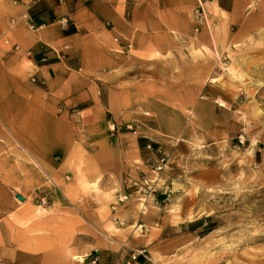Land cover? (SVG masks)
I'll list each match as a JSON object with an SVG mask.
<instances>
[{"label":"crops","instance_id":"0c3cea01","mask_svg":"<svg viewBox=\"0 0 264 264\" xmlns=\"http://www.w3.org/2000/svg\"><path fill=\"white\" fill-rule=\"evenodd\" d=\"M252 1L0 0V162L11 160L10 150L1 152V140L11 136L36 160L50 161L48 148H35L47 145L57 126L50 101L60 112L67 109L71 121L65 124L77 130L81 125L74 111L81 105L80 112L94 114L98 127L108 116L115 120L140 107L154 115L153 127L168 136H187L190 113L205 126L204 137L227 135L230 114L211 100L221 89L206 81L215 75L229 29L240 40L250 23H264V15L251 9ZM202 91L209 101L199 96ZM127 141L130 157L122 156L117 139L112 146L118 192H124V175L137 189L144 164L134 162L145 161L136 139ZM2 178L0 171V259L12 264L11 259L34 256L32 236L25 219L15 218L24 221L19 228L7 217L18 215L19 207ZM135 201L128 200L114 214L115 223L123 219L124 226L66 264H157L153 258L169 241V216L151 206L142 211ZM142 249L146 257L128 260L132 251Z\"/></svg>","mask_w":264,"mask_h":264},{"label":"rangeland","instance_id":"374dc122","mask_svg":"<svg viewBox=\"0 0 264 264\" xmlns=\"http://www.w3.org/2000/svg\"><path fill=\"white\" fill-rule=\"evenodd\" d=\"M251 9L264 15V0H253ZM259 22L250 23L240 40L229 29L215 75L206 81L221 89L212 103L232 119L229 133L221 138L204 137L205 126L193 113L187 115V136L165 135L153 127L154 115L140 107L115 120L108 116L98 127L94 114L80 112L79 105L74 114L81 128L72 129L65 124L71 121L67 109L60 112L50 101L57 122L50 131L54 135L43 147L35 144L39 150L49 149L50 161L30 156L19 139H2V155L10 150L11 160L0 162V171L10 200L19 207L18 215L7 217L13 224L24 223L16 217L26 220L34 254L10 262L66 264L82 257L98 238L107 239L124 226L123 219L115 223L114 214L135 199L142 211L151 206L169 216V241L161 243L163 253L156 254L155 263L264 264V23ZM199 96L208 100L203 91ZM129 137L136 139L145 161L134 162L144 164L137 189L124 175L120 193L112 146L117 139L122 156L130 157ZM161 158L164 162L156 170ZM145 183L154 189L147 200L140 190Z\"/></svg>","mask_w":264,"mask_h":264},{"label":"built area","instance_id":"2783aa9c","mask_svg":"<svg viewBox=\"0 0 264 264\" xmlns=\"http://www.w3.org/2000/svg\"><path fill=\"white\" fill-rule=\"evenodd\" d=\"M139 110H140L143 114H147V112H145V111H143V110H141V109H139ZM163 162H164V158H161V159L159 160V162H158V165H157V167H156V170L161 169V165H162ZM140 190H142V193H143L142 197H145L146 200H147L148 198L152 197L151 195H152L153 192H154V189L151 188V186L149 185V183H145L144 185H141ZM155 204H157L156 201H155ZM139 256H144V257H146V252H145V250L132 251V252L130 253V255L128 256V260H129V261H135V260H137V258H138Z\"/></svg>","mask_w":264,"mask_h":264}]
</instances>
